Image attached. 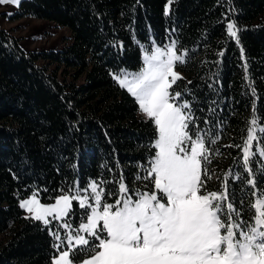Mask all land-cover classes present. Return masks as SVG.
Segmentation results:
<instances>
[{
	"label": "trees",
	"instance_id": "trees-1",
	"mask_svg": "<svg viewBox=\"0 0 264 264\" xmlns=\"http://www.w3.org/2000/svg\"><path fill=\"white\" fill-rule=\"evenodd\" d=\"M166 4L20 0L6 15L10 21L47 20L68 34L59 49L24 51L18 38L0 27V264H51L54 239L39 221L26 219L18 204L34 191L41 201H50L70 188L77 190L74 182L83 189L102 179L112 181L103 187L106 202L114 203L121 173L133 199L136 190H152L149 181L134 178L146 175L155 153L154 124L138 115L134 98L110 75L139 69L141 46L152 40L159 46L175 40L178 52L187 50L186 62L176 66L183 79L170 91L181 92V102L191 103L202 134L220 137L210 145L213 178L207 189L221 191L229 169L240 173L241 180L229 178V199L234 198L245 219L251 217L254 198L244 183L248 177L240 149L227 146L243 143L253 103L264 127V0H175L168 16ZM225 13L243 29L239 44L226 37ZM262 146L264 141L254 142L253 150ZM262 164L264 158L257 154L253 172ZM256 180L257 190L264 191V175Z\"/></svg>",
	"mask_w": 264,
	"mask_h": 264
},
{
	"label": "snow or ice",
	"instance_id": "snow-or-ice-1",
	"mask_svg": "<svg viewBox=\"0 0 264 264\" xmlns=\"http://www.w3.org/2000/svg\"><path fill=\"white\" fill-rule=\"evenodd\" d=\"M173 3L175 0H167L165 16ZM0 4L19 6L20 0H0ZM227 17L225 13L221 21L227 20L226 37L239 44L238 33L243 29ZM141 48L143 63L139 71L120 69L118 74L110 75L135 98L139 111L154 124L156 138L151 147L155 153L146 175L134 178L149 181L154 190H136L133 199L121 173L114 203L106 202L103 187L112 181L102 179L90 181L84 189L74 182L76 194H69L70 188L56 196L53 203H42L38 191L20 200L19 207L28 213L25 218L42 222L57 241L52 246L55 254L51 264H74L73 257L80 253L84 257L80 264H264V191L256 187V175H264V164L257 173L251 167L257 154L264 158V146L253 150L254 142L264 141V127L260 126L255 103L243 143L227 146L240 149L241 165L248 177L244 183L254 198L249 205L252 215L245 219L234 198L229 199V178L241 180L240 173L233 175L229 169L221 191L207 189L213 178L208 169L213 152L210 145L217 143L219 135L209 139L202 134L191 103L181 102V92L170 91L183 79L175 67L186 62L187 50L178 52L175 40L163 46L152 40ZM240 51L243 57L242 47ZM218 55L223 57L224 51ZM244 68L247 73L246 62ZM248 87L255 95L251 82ZM190 126L197 130L192 132ZM215 152L219 154V149ZM89 191L91 195L81 194ZM73 201L86 213L74 231L69 230L71 225L66 219L72 213ZM61 228L66 230L63 239Z\"/></svg>",
	"mask_w": 264,
	"mask_h": 264
},
{
	"label": "rangeland",
	"instance_id": "rangeland-1",
	"mask_svg": "<svg viewBox=\"0 0 264 264\" xmlns=\"http://www.w3.org/2000/svg\"><path fill=\"white\" fill-rule=\"evenodd\" d=\"M16 7L17 6L13 5V4H0V14L2 12L5 14V15L0 16V27L9 31L13 36L17 37L18 43L24 51H39V50L59 49L62 46L63 38H66L67 34H68V32L65 28L59 27V26L55 25L54 23L49 22L47 20L35 19V18H31V17H23L20 19L10 21L9 19H7L6 15H8V13H13L16 10ZM166 44H168V43H166ZM37 63L40 65L43 64L42 61H38ZM52 67H53V65H51V64L48 65V70H50ZM141 67H142V65H141ZM139 69H137L135 71H127V72L134 73V72L139 71ZM175 71L179 73L177 67H175ZM134 100H135V98H134ZM137 106H138V104H137ZM138 115L143 119H147L146 116L139 111V108H138ZM155 138H156V136H155ZM155 138H154V140H155ZM154 140H153V142H154ZM152 190H154V186H153ZM76 191L77 190H74V191L70 192L69 194L74 195V194H76ZM31 194L32 193L21 198L20 200L28 198ZM81 194L91 195L90 191L88 193H81ZM58 195H60V194H58ZM58 195H56V196H58ZM55 197L50 201H41V202L46 203V204L47 203H53ZM19 201H18V204H19ZM22 211H23L24 216L28 215V213L24 209H22ZM74 211H76L77 214H75ZM85 214H86L85 210L79 208L78 202L73 201L72 213L70 214L69 217L66 218L67 222H69L71 225V229H69V230L74 231L75 229H77L79 223L82 222ZM75 215H76V217H75ZM40 223L42 224V222H40ZM57 223H63V221L57 222ZM46 229L49 233L48 227H46ZM52 229H53V231L56 230V223H54L52 225ZM65 231L66 230H64L62 228L60 229L62 239L64 238ZM54 243H57V241L54 240ZM82 258H84V257L82 256L79 259H76L73 257L74 264H80V260Z\"/></svg>",
	"mask_w": 264,
	"mask_h": 264
}]
</instances>
